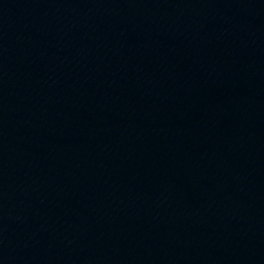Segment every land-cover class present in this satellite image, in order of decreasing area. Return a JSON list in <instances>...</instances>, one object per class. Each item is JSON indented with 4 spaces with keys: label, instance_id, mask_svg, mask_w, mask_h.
I'll list each match as a JSON object with an SVG mask.
<instances>
[{
    "label": "water",
    "instance_id": "obj_1",
    "mask_svg": "<svg viewBox=\"0 0 264 264\" xmlns=\"http://www.w3.org/2000/svg\"><path fill=\"white\" fill-rule=\"evenodd\" d=\"M0 264H264V0H0Z\"/></svg>",
    "mask_w": 264,
    "mask_h": 264
}]
</instances>
